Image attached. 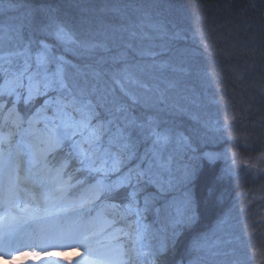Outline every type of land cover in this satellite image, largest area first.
<instances>
[{"label": "snow or ice", "instance_id": "6c2138e0", "mask_svg": "<svg viewBox=\"0 0 264 264\" xmlns=\"http://www.w3.org/2000/svg\"><path fill=\"white\" fill-rule=\"evenodd\" d=\"M184 39L163 0H0V256L80 246L78 264H164L178 250L221 159L181 87ZM222 230L177 264H247Z\"/></svg>", "mask_w": 264, "mask_h": 264}, {"label": "trees", "instance_id": "16d2710c", "mask_svg": "<svg viewBox=\"0 0 264 264\" xmlns=\"http://www.w3.org/2000/svg\"><path fill=\"white\" fill-rule=\"evenodd\" d=\"M256 2L257 8L252 9L248 7L250 0H163L165 15L177 20V29L185 37L180 45L190 52L185 64L188 73L181 76V87L198 90L196 97L212 118L223 117L228 123V116H235L236 120L229 123L231 133L250 141L255 151H264V7L260 6L264 0ZM223 142L216 144L221 146ZM232 175L226 173L220 160L214 167L205 168L197 192L202 196L213 182L214 196L202 201L198 225L164 264H177L197 234L208 233L215 239L211 233L220 226L219 221L229 212L238 214L237 197L253 182L249 177ZM248 223L246 217L241 225ZM221 234L226 235L224 229L217 232L220 238ZM262 235L249 239L248 245L264 249ZM249 252L245 250L246 256Z\"/></svg>", "mask_w": 264, "mask_h": 264}, {"label": "rangeland", "instance_id": "374dc122", "mask_svg": "<svg viewBox=\"0 0 264 264\" xmlns=\"http://www.w3.org/2000/svg\"><path fill=\"white\" fill-rule=\"evenodd\" d=\"M196 91L198 90L194 89V92ZM204 91L206 92V89ZM228 117L227 120H230L228 123L223 117L212 118L215 127L218 129L215 133L218 137L217 143L226 141L221 143V146L216 144L214 147L221 153L220 161L224 164L228 175L234 174L232 176H236L240 174L249 177L253 184L250 187L247 186V190L238 195L237 202L240 204L238 214L234 215L233 212H229L224 217L227 223L219 227L224 229L225 232L234 230V236L239 237L244 248H247L245 250L250 251L246 256L247 264H264V249L259 246L248 245V240L257 237L261 232H263L262 236H264V151L259 149L255 151L256 147L250 146L253 145L250 141L232 134L229 129V123L236 120V118L233 115ZM246 217L251 223L242 226V221ZM238 228L241 230L240 233L237 230ZM221 235V239L233 238L232 236ZM5 243H7V240ZM23 252L28 253L30 258L21 259V264H39L43 259H51L56 264H78L80 258L85 254V250L80 246L67 250H58L55 254L49 253L48 257L36 256L33 252L27 250ZM15 256L16 254H13L11 257ZM8 258L0 256V264H5ZM167 262L172 264V262Z\"/></svg>", "mask_w": 264, "mask_h": 264}, {"label": "bare ground", "instance_id": "6f19581e", "mask_svg": "<svg viewBox=\"0 0 264 264\" xmlns=\"http://www.w3.org/2000/svg\"><path fill=\"white\" fill-rule=\"evenodd\" d=\"M6 241V240H5ZM28 259V258H30V255H28V253L26 254V252H20V253H18V254H16V256L15 257H11V259H9L8 258V260L6 259V262H5V264H21L20 263V260L21 259Z\"/></svg>", "mask_w": 264, "mask_h": 264}]
</instances>
